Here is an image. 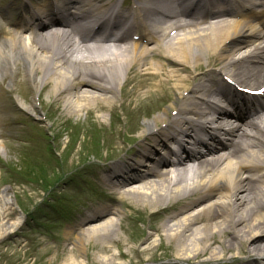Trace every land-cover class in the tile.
I'll return each mask as SVG.
<instances>
[{"label": "bare ground", "instance_id": "1", "mask_svg": "<svg viewBox=\"0 0 264 264\" xmlns=\"http://www.w3.org/2000/svg\"><path fill=\"white\" fill-rule=\"evenodd\" d=\"M54 1L0 7V79L13 81L22 69L35 92L32 101L19 100L25 111L38 116L36 95L48 87L59 116L114 113L118 102L125 111L132 96L141 100L153 91L168 103L129 139L138 146L133 158L95 165L112 203L84 210L77 225L64 231L72 242L56 245L55 253L63 255L47 264H132L160 249L173 251L180 262L239 260L227 253L245 251V264L250 258L264 264V105L254 111L261 97L244 96L239 84H230L235 79L247 89L264 88V20L245 12V0H132L127 7L126 0ZM246 1L261 3L264 14V0ZM11 8H22L25 17H13ZM110 28L123 33L106 32ZM224 96L247 119H222L221 104L232 103ZM218 128L232 137L230 144ZM207 129L221 148L200 136ZM180 137L172 147L170 141ZM1 138L6 155L8 139ZM12 205L10 188L3 189L0 237L23 222L20 214L9 217ZM141 208L157 219L148 222L151 231L124 238L125 222Z\"/></svg>", "mask_w": 264, "mask_h": 264}, {"label": "rangeland", "instance_id": "2", "mask_svg": "<svg viewBox=\"0 0 264 264\" xmlns=\"http://www.w3.org/2000/svg\"><path fill=\"white\" fill-rule=\"evenodd\" d=\"M161 60L167 64L166 68L170 67L165 57ZM135 72L136 69L133 74ZM9 83L10 76L0 79V141L1 136L8 139L6 155L0 151V192L10 188L14 205L9 217L20 214L23 223L15 233L0 237V264H47L55 261V254L63 255L62 252L55 253L56 245L61 248L72 242L64 235L66 228L77 225L84 210L105 199L107 190L101 185L94 164H100L102 160L114 163L133 157L137 142L129 139L139 134V125L161 111L164 103L156 97L162 92L153 91L141 100L132 96V102L125 111L118 102L114 113L108 110L59 116L53 112L51 104L54 98L48 97V87L40 97L43 114H47V118L43 119L39 114L35 118L27 116L16 105L18 99L32 101L35 97V92L24 81L22 69L17 75L15 87H10ZM173 83L167 84L168 94L172 96ZM58 105L60 107L61 103ZM24 138L29 144H22L21 139ZM48 138L53 140L50 142ZM49 144H53L57 151L53 158L50 157ZM122 145L124 149L118 151L117 148ZM82 164L85 165L83 168ZM71 167H81L84 171H79L72 178L71 174L65 176L74 169ZM17 173H28L31 180L19 178ZM107 200L110 204V196ZM147 210L139 209L133 213L135 218L125 222L124 238L146 236L149 231L143 223L145 216H150ZM44 249H49L48 255H43ZM238 252L234 250L227 254L239 258V264H245L247 254L245 251ZM74 253L77 254L75 249ZM230 257L205 264H237ZM250 260L248 264H259L253 258ZM119 261L129 262L126 259Z\"/></svg>", "mask_w": 264, "mask_h": 264}]
</instances>
